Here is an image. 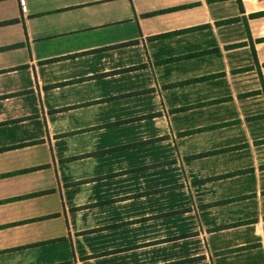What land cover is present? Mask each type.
I'll use <instances>...</instances> for the list:
<instances>
[{
  "label": "crops",
  "instance_id": "obj_1",
  "mask_svg": "<svg viewBox=\"0 0 264 264\" xmlns=\"http://www.w3.org/2000/svg\"><path fill=\"white\" fill-rule=\"evenodd\" d=\"M261 13L0 0V264H264Z\"/></svg>",
  "mask_w": 264,
  "mask_h": 264
},
{
  "label": "trees",
  "instance_id": "obj_2",
  "mask_svg": "<svg viewBox=\"0 0 264 264\" xmlns=\"http://www.w3.org/2000/svg\"><path fill=\"white\" fill-rule=\"evenodd\" d=\"M261 14H264V13H261ZM253 53H254V51H253Z\"/></svg>",
  "mask_w": 264,
  "mask_h": 264
}]
</instances>
